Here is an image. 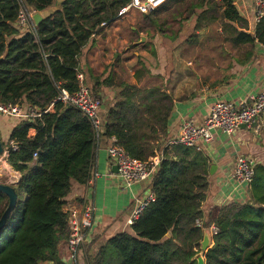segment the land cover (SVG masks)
<instances>
[{"label": "trees", "instance_id": "trees-1", "mask_svg": "<svg viewBox=\"0 0 264 264\" xmlns=\"http://www.w3.org/2000/svg\"><path fill=\"white\" fill-rule=\"evenodd\" d=\"M56 1L0 0V103L37 107L43 112L54 103L40 118L19 122L9 141L3 142L10 151L6 162L21 179L15 187L17 207L0 234V264H65L59 248L70 236L66 198L73 182L89 185L98 141L93 123L81 110L56 102L61 90L77 92L80 73L95 97L100 98L99 90L115 91V103L103 127L107 138H115L140 161L163 152L150 178L154 200L140 220L130 232L118 233L97 248L98 239L93 241L85 250V263L197 264L193 258L200 252L203 229L214 226L206 264H264V165L255 166L246 202L213 208L203 227H198L197 222L204 219L202 204L209 196L210 160L204 152L181 144L171 151L162 149L161 142L156 145L172 113L166 104L170 98L160 88L148 87L152 77L147 69L135 73L138 85H132L116 83L110 76L88 79L80 65L92 36L103 24L116 22L130 0H65L38 26L35 21L26 27L19 24L22 10L44 12ZM210 1L209 11H215V0H202L191 5L187 19ZM169 4L152 14L166 11ZM224 5L218 19L230 25L240 22L232 1L225 0ZM215 21L199 13L195 30L202 31ZM256 40L264 43V18L254 35L240 31L234 38L236 44ZM31 131H35L33 137ZM11 141L16 151L10 148ZM8 205V198L0 192V219Z\"/></svg>", "mask_w": 264, "mask_h": 264}, {"label": "crops", "instance_id": "crops-1", "mask_svg": "<svg viewBox=\"0 0 264 264\" xmlns=\"http://www.w3.org/2000/svg\"><path fill=\"white\" fill-rule=\"evenodd\" d=\"M64 1L57 0L52 8L35 14H39L44 20L56 13ZM218 1H221L222 10H224L226 8L225 0ZM231 1L241 21L233 25L225 24L230 28V39L233 45L232 52H228L230 56L225 53L227 58L222 61L218 56H215L214 60L205 58L203 60L205 65L200 66L194 84L187 82L184 86L175 87L171 92L162 91L170 98L166 100V104L172 107L166 133H158L157 135L156 145L161 142L162 149L167 148L168 151H171L172 147L176 145L175 141L180 136L184 121L190 120L196 126H202L210 115L211 107L216 103L229 102L239 105L249 101L253 96L264 93V43H260L258 40L251 44H236L234 42V38L240 31L255 34L257 26L255 22V0ZM119 21L120 19L111 25L99 28L92 36L89 44L83 49L80 65L83 66L88 79L91 75L95 78L110 76L116 83L125 81L127 84L138 85L135 74L131 76L128 74L125 78L116 74V68L120 62L117 59L113 63L109 60V54L114 52L116 45L115 43L111 44V38L117 35L120 30L116 26ZM213 25H209L208 28L199 32L195 30V27L194 30L199 34L198 37H201ZM102 40H105L106 43L104 49L101 47ZM125 43H127L126 40ZM98 53L101 54V58L102 56L105 57L103 61L106 67H109L100 75L96 73L97 67H101L100 63L96 62L99 58ZM188 65L192 66V63ZM107 71L108 73H106ZM151 77L152 85L148 84V87L159 88L153 83L155 79H160V75L154 76L151 73ZM105 90L112 94L106 95L100 110L102 129L97 141L92 179L87 186L73 182L72 191L66 198L64 209L65 212H68L73 209L83 210L87 206H94L95 214L91 236L89 237L91 242L83 247L78 263L70 260L68 244L63 242L59 251L61 260L65 264H86L85 250L93 241L98 239L95 245L97 248L102 244L104 237L108 240L118 233L130 232L131 226H128L127 222L138 202H142L152 195L151 179L135 184L130 188L126 187L115 171L117 166L108 157L107 149L112 143V139L105 136L103 127L109 109L115 103L116 96H114L113 88L103 89L102 92ZM11 120L0 118V134L5 136L4 143L9 141L12 129L17 126L14 120L12 125ZM34 135L35 131H31L30 136L33 137ZM200 147L210 160V170L212 171V167L215 166L214 173H210L208 199L202 204L204 219L201 222L203 223L207 221V217L213 208L233 202L247 201L248 188L238 185L232 178V174L237 160L241 157L253 160L255 166L264 165V115L257 119L252 128H240L232 136L216 130L213 132V140L209 144H201ZM159 155H163V152L157 153L156 156ZM205 230H209L211 235L210 229H203V232Z\"/></svg>", "mask_w": 264, "mask_h": 264}, {"label": "built area", "instance_id": "built-area-1", "mask_svg": "<svg viewBox=\"0 0 264 264\" xmlns=\"http://www.w3.org/2000/svg\"><path fill=\"white\" fill-rule=\"evenodd\" d=\"M171 1L173 0H130L129 4L119 11L118 18H124L130 13L135 12L140 15H150ZM255 4V22L258 24L264 18V0H255ZM34 16L35 13L22 10L19 15V24L22 27H26L34 21ZM105 26L106 24L102 25V27ZM78 81L79 89L77 92L70 94L66 90H61V94L56 102H61L81 110L93 123L97 132V138L99 139L102 129L100 110L103 101L92 94L91 89L85 84L83 74L80 73L78 75ZM53 106L54 103L48 110L43 112L37 107H23L0 103V118L16 120L17 123L23 120L33 121L51 111ZM263 115L264 93L253 96L249 101L242 102L239 105L229 102H218L211 107L210 115L202 126L198 127L190 120L184 121L180 136L175 143L201 151V144H209L213 140L214 131L219 130L228 136H232L242 126L248 129L252 128L257 119ZM111 139L112 143L107 149L108 157L117 166V175L128 188L149 180L163 160V155L150 158L148 161L134 159L117 143L115 138ZM9 146L13 151H16L18 148L13 141L9 142ZM9 153L10 151L5 148L3 155L5 161L9 157ZM35 157H37V154H35ZM254 170V161L247 157H241L236 162L232 178L238 185L249 188L253 181ZM20 179L21 175L14 174L11 182L13 185H18ZM153 200L154 197L151 195L148 199L138 202L133 214L128 219V226H133L140 220L144 211ZM67 213L70 226V236L67 242L69 257L72 262L78 263L83 247L91 242V238L89 237L92 232L95 208L94 206H87L83 210L73 209ZM197 223L198 227H203L202 222L198 221ZM209 229L213 237L216 234V229L214 226H211Z\"/></svg>", "mask_w": 264, "mask_h": 264}, {"label": "rangeland", "instance_id": "rangeland-1", "mask_svg": "<svg viewBox=\"0 0 264 264\" xmlns=\"http://www.w3.org/2000/svg\"><path fill=\"white\" fill-rule=\"evenodd\" d=\"M201 1L177 0L171 2L166 11L151 14L148 18L136 12L121 18L116 25L120 30L111 38V44H116L115 53L109 54V60L112 63L116 59L120 62L116 68V74L125 78L128 74L130 76L135 74L137 69H147L154 76L160 75V79L154 80V86H158L161 91L171 92L175 87L184 86L187 82L194 84L200 66L205 65L203 62L205 58L214 60L215 56H218L221 61L226 59L225 53L232 52L233 45L230 39V28L218 19L223 8L221 1L215 0L217 3L215 11H209L213 2L210 1L209 5L197 9L196 14L187 19L188 13L192 11L191 5ZM202 12L213 16L216 21L210 30L204 33V36L193 37L197 35L194 27L199 13ZM125 40L127 43L124 44ZM104 41L102 40V49L106 44ZM98 55L96 62L100 63L101 67H97L96 73L100 75L109 67H106L103 61L105 57L101 58L99 53ZM189 63H192V66H189ZM149 85H152L151 81ZM107 94L112 93L99 90L102 101ZM14 121L17 123L16 120ZM14 121L11 120L12 125ZM0 139L4 142L5 136L0 134ZM14 173L19 174L2 157L0 183L13 186L11 178ZM106 241V237L102 238V243ZM197 250L200 251L201 248Z\"/></svg>", "mask_w": 264, "mask_h": 264}, {"label": "water", "instance_id": "water-1", "mask_svg": "<svg viewBox=\"0 0 264 264\" xmlns=\"http://www.w3.org/2000/svg\"><path fill=\"white\" fill-rule=\"evenodd\" d=\"M42 20L43 19L39 14H36L34 16V21L36 26H38ZM242 128H245V126H242ZM4 149L5 148L3 146V141L0 139V161L4 155ZM115 171L118 173L117 167L115 168ZM214 171H215V166L212 167L211 172L214 173ZM16 186L17 185L12 186V185H4L0 183V192L4 194L9 200V205L6 211L4 212L2 218L0 219V234L4 230L7 222L9 221L11 215L13 214L14 210L17 207L19 197L15 189ZM211 245H212V237L209 233V230H205L203 241L201 242V250L197 255H195L193 261H196L197 264H206L205 253L211 248Z\"/></svg>", "mask_w": 264, "mask_h": 264}]
</instances>
